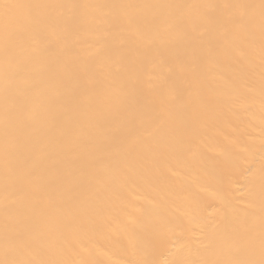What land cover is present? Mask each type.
<instances>
[{
	"label": "bare ground",
	"instance_id": "1",
	"mask_svg": "<svg viewBox=\"0 0 264 264\" xmlns=\"http://www.w3.org/2000/svg\"><path fill=\"white\" fill-rule=\"evenodd\" d=\"M0 264H264V0H0Z\"/></svg>",
	"mask_w": 264,
	"mask_h": 264
}]
</instances>
